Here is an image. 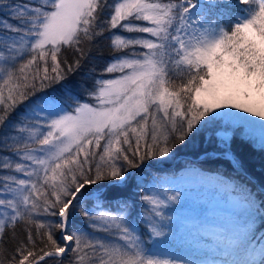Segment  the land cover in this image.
I'll return each mask as SVG.
<instances>
[{
  "label": "snow or ice",
  "instance_id": "snow-or-ice-1",
  "mask_svg": "<svg viewBox=\"0 0 264 264\" xmlns=\"http://www.w3.org/2000/svg\"><path fill=\"white\" fill-rule=\"evenodd\" d=\"M105 39L82 96L46 92ZM198 137L237 171V143L264 152V0H0V264H264L248 184L206 258L155 251L182 189L142 168Z\"/></svg>",
  "mask_w": 264,
  "mask_h": 264
},
{
  "label": "rangeland",
  "instance_id": "rangeland-1",
  "mask_svg": "<svg viewBox=\"0 0 264 264\" xmlns=\"http://www.w3.org/2000/svg\"><path fill=\"white\" fill-rule=\"evenodd\" d=\"M162 178L164 187L172 190L179 188L182 191L180 202L167 210L172 220L165 229L167 235L156 239L155 251L162 257L182 262L206 258L204 250L198 249L195 241L200 232L222 224L229 213L235 214L238 211L235 208L238 193L233 192L231 186L243 184L195 165L165 172ZM161 194L164 193L161 191ZM261 224L257 222V231ZM149 246H153L152 241Z\"/></svg>",
  "mask_w": 264,
  "mask_h": 264
},
{
  "label": "trees",
  "instance_id": "trees-1",
  "mask_svg": "<svg viewBox=\"0 0 264 264\" xmlns=\"http://www.w3.org/2000/svg\"><path fill=\"white\" fill-rule=\"evenodd\" d=\"M107 36L108 34L105 33ZM112 50L109 46L108 40H101L98 47H94L87 54V58L84 60L82 66L73 73H70L68 79L61 84H52L50 88L46 89V92H50L52 95L62 97L67 91H71L73 95H81L84 92L85 87L91 84V77H98L102 74V70L111 59ZM41 95L42 93H37ZM25 104L20 105L15 112L11 114L9 120L15 121L17 114L22 113L25 109ZM211 146L201 138H197L191 143H187L186 146H179L168 157L159 158L156 160L145 161L142 168L143 176L152 180L156 178L163 186L162 177L165 172H173L178 169H182L185 166L195 165L197 167L214 171L223 176L236 180L239 184H248L250 188L255 191H259L264 187V152L255 146H246L241 143H237L234 149L235 155L243 162L241 170L237 171L233 168L229 160L220 158L216 155L209 156L205 154V150H210ZM199 162L192 161V159H199ZM195 162V163H194ZM174 165L173 167H171ZM134 174L141 170H132ZM163 193V187L161 188ZM135 219V214L132 217ZM76 227L81 229L85 228V224L82 221H77ZM264 223L259 225V229H263ZM141 229H138L140 231ZM150 243V241H149ZM70 255V254H69ZM64 264H68V260L65 259Z\"/></svg>",
  "mask_w": 264,
  "mask_h": 264
},
{
  "label": "water",
  "instance_id": "water-1",
  "mask_svg": "<svg viewBox=\"0 0 264 264\" xmlns=\"http://www.w3.org/2000/svg\"><path fill=\"white\" fill-rule=\"evenodd\" d=\"M200 160H202L201 158L199 159H192V161H195V162H199ZM174 165H172L171 167H173Z\"/></svg>",
  "mask_w": 264,
  "mask_h": 264
},
{
  "label": "bare ground",
  "instance_id": "bare-ground-1",
  "mask_svg": "<svg viewBox=\"0 0 264 264\" xmlns=\"http://www.w3.org/2000/svg\"><path fill=\"white\" fill-rule=\"evenodd\" d=\"M216 176H218V175H216ZM218 177H220V176H218ZM220 178H223L224 180H226V181H229L227 178H225V177H220Z\"/></svg>",
  "mask_w": 264,
  "mask_h": 264
}]
</instances>
